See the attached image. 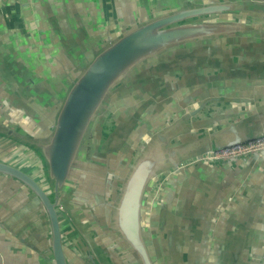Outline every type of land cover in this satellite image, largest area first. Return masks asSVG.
Here are the masks:
<instances>
[{
	"label": "water",
	"instance_id": "95a60500",
	"mask_svg": "<svg viewBox=\"0 0 264 264\" xmlns=\"http://www.w3.org/2000/svg\"><path fill=\"white\" fill-rule=\"evenodd\" d=\"M4 3L0 264H264V0Z\"/></svg>",
	"mask_w": 264,
	"mask_h": 264
},
{
	"label": "crops",
	"instance_id": "0c3cea01",
	"mask_svg": "<svg viewBox=\"0 0 264 264\" xmlns=\"http://www.w3.org/2000/svg\"><path fill=\"white\" fill-rule=\"evenodd\" d=\"M25 1H31V0H25ZM58 1L59 0H48L51 10L53 8V5L57 4ZM12 2H13L12 5H14V7L16 9H18V5L16 4V2L15 1H12ZM8 10H9V7H8L7 3H4V5L3 4L0 5V20H2V23H3L4 13H7ZM3 25H4V23H3ZM33 57L35 58L34 55H33ZM233 231H234L233 229H225L223 238L220 239V240H222L223 244L225 243V245L227 247H230V245H231V237L233 236ZM239 232H240V234H243V230H241ZM10 249L11 248L9 247L8 244H6V246H3L0 242V254L2 251H9ZM11 250H13V249H11Z\"/></svg>",
	"mask_w": 264,
	"mask_h": 264
},
{
	"label": "built area",
	"instance_id": "2783aa9c",
	"mask_svg": "<svg viewBox=\"0 0 264 264\" xmlns=\"http://www.w3.org/2000/svg\"><path fill=\"white\" fill-rule=\"evenodd\" d=\"M264 146V136L248 141L243 144H237L218 151L217 156H229L242 153L248 150L257 149Z\"/></svg>",
	"mask_w": 264,
	"mask_h": 264
}]
</instances>
